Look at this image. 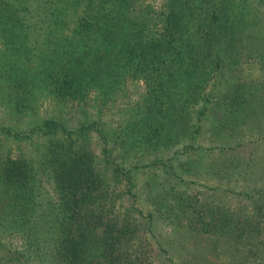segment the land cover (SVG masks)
Segmentation results:
<instances>
[{
	"label": "trees",
	"instance_id": "1",
	"mask_svg": "<svg viewBox=\"0 0 264 264\" xmlns=\"http://www.w3.org/2000/svg\"><path fill=\"white\" fill-rule=\"evenodd\" d=\"M147 1L0 0V35L9 53L0 74L21 99L42 85L54 100H85L97 92L102 103L113 100L127 80H141L147 91L117 133L118 143L133 150L179 149L174 154L197 150L193 141L205 117L229 103L226 118L249 103L252 94L244 92L245 84L222 97L206 88L217 86L213 79L226 60L264 57V23L259 10H231L228 0H164L158 12L153 0ZM251 21L256 26L249 31ZM30 50L41 52L34 54L37 71L30 68L35 64ZM95 125L68 130L60 118L47 116L25 137L51 136L39 158L0 149V249L8 253L0 264H127L130 257L139 262L141 254L120 253L122 235L113 233L120 223L105 220L104 172L73 137L85 136ZM98 134L107 143L108 137ZM263 163L256 158L255 165ZM259 168L253 177L263 184L253 193H239L247 202L242 209L220 204L208 210L207 225L223 235L211 264H264ZM184 200L185 205L176 204L182 214L192 209L205 217L189 197ZM172 202L159 205L171 209Z\"/></svg>",
	"mask_w": 264,
	"mask_h": 264
},
{
	"label": "rangeland",
	"instance_id": "2",
	"mask_svg": "<svg viewBox=\"0 0 264 264\" xmlns=\"http://www.w3.org/2000/svg\"><path fill=\"white\" fill-rule=\"evenodd\" d=\"M228 2L231 10H259L264 23V0ZM163 3L164 0H153L152 10L158 12ZM255 26L253 21L248 22L249 31ZM5 52L9 54L0 35L1 70L8 66L4 61ZM34 54L39 57L41 52L30 50L28 55L35 61L30 68L37 71L38 58ZM217 74L213 79L217 80V86L208 85L206 92L212 91L214 96L222 97L245 84L248 88L244 92L252 96L246 106L231 115L227 113L226 118L224 112L232 107L229 103L224 106L219 103L217 111L220 112L205 117L201 133L195 136L193 145L198 149L185 154H174L177 148L156 152L150 147L127 149L118 143L117 133L130 121L147 91L141 80H127L113 100L102 103L97 92H91L85 100H76V97L54 100L42 85L25 90L21 99V94L15 92L4 74H0V149L3 154L25 151L27 156L39 158L44 142L51 136H36L31 140L25 137L47 116L60 118L68 130L95 122L85 136L76 132L73 137L77 146L95 155L104 172L108 187L105 220L111 226L117 221L120 223L113 232L122 235L117 244L120 253L141 254L139 262L130 257L127 264H206L205 261L211 264L217 261L212 255L223 247L220 241L223 235L213 224L207 225L208 210L220 204L236 211L242 209L247 202L239 193H253L263 184V181L255 182L253 170L256 172L260 167L262 176L264 174V163L255 165L256 158H264V57L226 60ZM243 119L245 123L241 122ZM224 121L226 125L220 124ZM98 132L108 137L107 143H102ZM17 138L23 139L17 141ZM107 165L109 168H105ZM117 167L120 172H113L112 168ZM111 171L116 174L112 175ZM187 195L196 211L205 213L206 219L192 209L191 213H181L183 209L180 211L176 204L185 205ZM168 200L173 201L171 209L159 205ZM209 228L212 231H203ZM239 232L231 233L237 235ZM6 257L8 253L0 249V263H5Z\"/></svg>",
	"mask_w": 264,
	"mask_h": 264
}]
</instances>
